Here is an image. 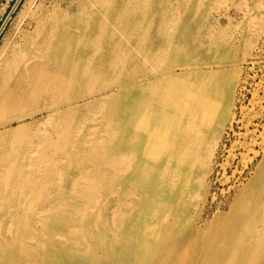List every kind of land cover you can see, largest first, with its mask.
Returning <instances> with one entry per match:
<instances>
[{
    "label": "bare ground",
    "instance_id": "bare-ground-1",
    "mask_svg": "<svg viewBox=\"0 0 264 264\" xmlns=\"http://www.w3.org/2000/svg\"><path fill=\"white\" fill-rule=\"evenodd\" d=\"M20 1L16 0L6 11L0 36ZM80 1L30 0L18 13L13 32L0 45V180L10 174L7 168L15 166L2 146L18 142V127L12 125L13 121L17 125L24 121L18 111L41 103L48 112L58 111L73 104L96 105L108 99L116 112L109 116L111 121L105 123L103 130L111 131L112 136L100 138L94 148L103 150L99 159L113 160L117 191L131 187L128 210L120 209V199L115 202V212L110 214L106 207L112 202L105 207L101 204L102 210L98 211H93L87 202V213H79L82 204L71 200L44 206L37 198L32 202L33 208H44L33 212L30 221L24 214L15 215L0 208V264H50L52 259L51 264H96L99 256L92 250V241L98 236L101 241H116L118 246L120 231L130 233L134 242L130 264H136L133 258L160 234L157 244L162 250L153 264H197L192 259L195 249L186 261L188 253L184 247L192 243L202 249L200 264L233 260L236 251L232 243L237 239L241 243L249 239L262 243L264 125L260 140L250 138L247 144L244 141L247 154L241 155L244 169L240 173L255 160L258 164L233 202L228 217L218 218L216 224L205 219L204 231L200 223L208 204V180L220 141L239 121L233 111L234 102L248 81H241L235 73L240 72L248 55L254 62L253 55L264 38V21H257L260 18L256 11L245 5L247 9L241 17L247 23L243 30L246 39L241 50L242 62L236 59L239 53L229 44V28L223 30L215 18L205 24L200 15L181 24L175 25L173 21L174 31L163 34L152 27V19L160 14L161 0H97L100 8L96 10L86 9ZM76 2L77 9L73 7ZM187 23L195 25L192 33H188ZM136 35L146 38V45H138L134 41ZM135 47L144 51L143 60L135 57ZM176 50L191 53L195 60L190 56L191 59L172 62L170 56ZM144 62L149 67H139ZM100 80L99 87H76L67 93L70 84L92 85ZM6 130H15L9 143L3 135ZM249 133L244 135L248 137ZM76 140H71L72 146H84ZM236 146L239 143L234 141L230 155ZM222 168L219 180L226 183L229 177L225 165ZM108 179L101 173L100 179L93 181L82 171L71 174L70 187L56 189L62 195L78 194V199L91 201L97 193L107 190V182L114 186ZM211 199L215 200L216 194ZM171 202L178 204L176 215L172 221L163 222L160 233L153 218ZM145 209L147 219L139 216ZM186 209H198L200 219L190 230L179 233L180 216ZM56 232L64 237L62 241L48 237ZM42 235L47 237L40 240ZM221 242L223 245H219ZM110 260L118 263V259Z\"/></svg>",
    "mask_w": 264,
    "mask_h": 264
},
{
    "label": "rangeland",
    "instance_id": "rangeland-1",
    "mask_svg": "<svg viewBox=\"0 0 264 264\" xmlns=\"http://www.w3.org/2000/svg\"><path fill=\"white\" fill-rule=\"evenodd\" d=\"M15 1L16 0H0V26L5 18L6 11L10 10ZM29 1L30 0L20 1L16 12L0 36V45L4 42L5 37L13 32L12 30L16 23L18 13ZM96 1L97 0H82L80 4L88 10H96L100 8ZM247 1L248 3H244V0H161L159 1L161 3L160 14L155 20L152 19L155 21L152 27H157L160 32L167 34L174 31L173 21L175 25L177 23L181 24L182 22L191 21L190 18L193 16L200 15L205 24L206 21L215 18L217 23L222 24L221 28L223 30L229 28L227 30L230 35L228 38L229 44L234 46L235 51L239 53L236 59L243 62L241 50L244 40L246 39L244 35L246 33L243 34V30L245 28L247 29V23H243L241 17L243 10L247 9L245 5L249 4L250 9L253 8L254 11H256L260 18L257 21L261 23L264 21V0ZM77 3L78 2L74 4V8L77 7ZM157 20L160 22L158 23ZM187 24H190V32L188 33H192L191 31H193L195 25L191 23ZM151 32L152 31H150V33ZM145 39L146 38H143V36L136 35L134 41L138 45L143 46L148 42L147 39ZM260 46L261 48L256 55H253L254 62L248 59L251 56L248 55L245 62H243V67L240 72L238 70L237 73H235L236 77L241 81L247 80L248 82L245 83L246 88L244 91H241L239 94L237 93L234 102L233 111L236 114L237 121H239L234 124L232 129L224 133L219 144L220 148L216 154L213 172L208 180V204L201 215L202 222L200 225L203 227L201 231L205 229V219L216 224L218 218L228 217L233 202L253 177L258 164L255 160L242 174L240 173L242 169H244L242 156L243 154H247L243 146L244 141L245 144H247L251 141L250 138L260 140L259 135L264 125V38ZM132 49L136 55L135 57L142 60L145 58L143 56L144 51L141 48L135 47ZM228 53L230 54L229 50ZM190 56L193 57L192 61H194L195 56L191 53H184L176 50L170 57L172 62L178 63L185 59H191ZM141 66L149 67V64H145L144 62V64L139 67ZM99 85H101V80L92 85H86L83 82H79V85L70 84L68 89H66L68 93V90L76 89V87L82 88V86H85L83 89H87L93 86L99 87ZM71 97H68V99L71 100ZM72 100H75V98H72ZM101 102L98 101L96 105L92 103L73 104L70 105V107H63L58 111L52 110L50 112L46 111V108L42 109L43 103H41L40 105L28 106L22 111H18L19 117L24 116L22 119L24 121L18 122V125L16 124L17 121L12 122V125H14L13 128L18 127V138L16 139L18 142L2 146L4 153L15 162V166L7 168L10 174L4 175L0 180V186L3 187L0 188V208L2 211L15 215L24 214L32 221L31 214L33 212L41 211L44 206H48L51 203H58L65 199L82 204L84 208L80 207L77 211L79 213H87L85 209L87 202L90 203L93 211L102 210L99 209L101 206L105 207V204L112 202L114 204L109 203V207L107 206L108 208L106 207V210L110 214L112 212L114 213L115 211H113V209L115 208L117 199H120V209L128 210L126 203L130 201L127 197L131 187L124 188V191H117V177L114 175V171L111 167L113 160H109L108 158L106 160L99 159L98 155L102 153L103 150L94 148V145H96L95 142L100 138H111V131L105 133L103 127L105 123L111 121L109 116H113V113L116 112V108H114L113 105L114 103H111L110 100L107 99L105 103ZM249 121L251 123H249ZM15 130L3 131L4 134H2L6 137L8 143L9 140L12 139V131ZM247 133H249L248 137L244 135ZM73 139H77L78 142L80 141L84 146H72L71 140ZM234 141L238 142L240 147L236 146L233 148L232 154L230 155L229 150ZM106 154H108V152H106ZM262 154L263 153L259 156H262ZM228 157L229 161H227ZM222 165H225V173L226 176L229 177L226 183L220 182L219 180L223 172ZM124 166L130 170L132 169V167H129V164H124ZM82 171L93 181L99 180L100 174L103 173L110 178L108 181L111 180L114 186L111 182H107V190L102 193H97L94 196L95 199H91V201L90 199L89 201H85L84 198L78 199V194L62 195L57 191V186L70 187L72 185V181L70 180L71 174ZM123 179H126V177ZM10 181H12V183L10 187L7 188ZM222 189L225 191H222ZM212 194H216V199L213 201L211 199ZM37 198L44 206L34 209L32 202ZM177 209L178 204L171 202L167 205L166 209L161 210L160 214L153 218V223L159 228L160 233H162L161 225L163 222L172 221L173 216L176 215ZM64 211H68V208H65ZM198 211V209H186L184 211L186 213L180 216L177 232H186L191 229L194 223L197 224L200 219L198 218ZM139 216L147 219V210L145 209L142 213L140 212ZM4 227H6V225ZM59 234L61 233H50L48 237H52L55 242H60L64 237L62 235L58 236ZM63 235L67 236L68 234L64 231ZM44 236L46 235H42L40 240H42ZM120 236L122 237L120 238L121 240L117 241V243L120 242L118 246L114 244L116 241H101L98 239V236L97 239L92 241L94 245L92 250L93 252H98L99 256L96 264H130V260L132 259L130 253L134 242L131 241L130 233L120 231ZM160 236L159 238L152 239L141 249L142 252L139 253L138 256L135 255L136 257L133 259L136 261V264H153L152 261L155 256L162 250L157 244ZM18 237H22V235H18ZM58 237H62V239ZM245 241L246 243H241L238 239L234 241L232 246H234L233 250L236 251L235 258L229 261L226 258L222 259L220 264H244L246 261L247 264H264V241L260 244L253 240L250 241V239ZM230 244L231 243H229V245ZM219 245H223V243L221 242ZM195 247V243L187 244L184 247L185 251L188 253L186 261H189V258L192 257V253L190 254V252L195 249V258L192 259H195L197 264H200L203 258L202 249ZM238 248L239 253L237 254ZM105 250H107L106 253H104ZM244 253H246V255ZM112 258L118 259V263H113L110 260ZM52 260L48 263L51 264Z\"/></svg>",
    "mask_w": 264,
    "mask_h": 264
}]
</instances>
